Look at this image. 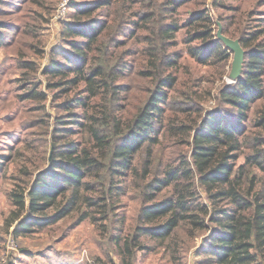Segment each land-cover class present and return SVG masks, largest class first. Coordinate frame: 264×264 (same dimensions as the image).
<instances>
[{
	"label": "trees",
	"instance_id": "obj_1",
	"mask_svg": "<svg viewBox=\"0 0 264 264\" xmlns=\"http://www.w3.org/2000/svg\"><path fill=\"white\" fill-rule=\"evenodd\" d=\"M111 1L71 13L62 30L68 50L53 52L43 70L46 83L32 81L20 94L39 102L50 137L41 164L24 168L26 178L11 191L23 219L15 233L66 217L74 224L90 219L120 264H133L138 251L150 249L146 238L180 264L199 236L202 264H264V106L251 130L248 125L253 103L264 99V14H242L237 34L224 27L244 49L241 76L218 89L214 110L198 108L199 118L186 122L170 115L173 91L183 92L178 51L168 47L184 28L196 61L225 63L230 54L214 38L213 12L203 5L180 22L173 11L183 0H168L170 15L154 30L156 38L145 35L139 72L150 85L131 109L122 104L129 98L121 80L129 64L120 58L110 64L102 49L109 23L94 20ZM211 5L226 6L224 0ZM142 18L146 23L151 15ZM5 26L0 20V45ZM55 105L59 111L46 112ZM162 133L182 137L189 150L164 161L157 149ZM245 143L252 151L238 163Z\"/></svg>",
	"mask_w": 264,
	"mask_h": 264
},
{
	"label": "rangeland",
	"instance_id": "obj_2",
	"mask_svg": "<svg viewBox=\"0 0 264 264\" xmlns=\"http://www.w3.org/2000/svg\"><path fill=\"white\" fill-rule=\"evenodd\" d=\"M96 1L100 0H2L0 3V20L6 25L0 45V258L5 256L6 264H120L113 245L106 236L99 234L90 219L74 224L73 217H66L56 223L31 225L30 231L16 234L15 229L23 219L15 214L11 198L12 189L26 178L23 169L30 172L43 161L50 137V129L45 125L47 116L43 109H39V102L23 100L20 94H25L32 81L46 83L43 70L49 65L53 52L68 50L62 30L71 20V13L77 8L92 6ZM167 2L113 0L94 15L98 25L109 23L108 36L102 37L105 57L110 64L119 58L129 64L121 78L129 86L124 93L129 98L122 99V104L125 106L129 102L131 109L143 101L150 85L149 79L139 72L144 57L145 35L156 38L154 30L159 29L166 16L170 15ZM182 2L180 8L173 11V16L181 22L192 14V10L206 5L214 15V38L230 54L225 63L200 64L188 52L184 28L177 32L175 44L168 47L178 51L182 76L179 86L183 92L173 91L175 98L172 97L169 105L170 115L192 122L201 114L198 108L203 107L206 113L219 104V88L237 81L231 77L236 50L226 39L237 41L238 38L225 33L224 27L237 34L242 14L249 9H258L264 14V0H224V7L212 6L211 0ZM143 14L151 15L146 23ZM220 15L229 19L222 20ZM58 60L64 61L63 57ZM262 106L264 99L253 103L249 112L250 130L257 110ZM188 107L191 110L182 111ZM59 110L56 105L48 106L46 112ZM181 140L180 136L162 133V144L157 148L159 157L165 161L182 151L186 153L190 146L182 144ZM250 146L245 143L238 163L244 162L246 154L251 153ZM201 239L199 236L192 242L180 264H202L201 255H196ZM146 242L151 248L138 251L133 264H178L171 260L169 250L148 238Z\"/></svg>",
	"mask_w": 264,
	"mask_h": 264
},
{
	"label": "water",
	"instance_id": "obj_3",
	"mask_svg": "<svg viewBox=\"0 0 264 264\" xmlns=\"http://www.w3.org/2000/svg\"><path fill=\"white\" fill-rule=\"evenodd\" d=\"M227 40V43H229L235 50V58L233 62V67H232V72H231V77L233 79H238L241 76L242 73V66H243V60H244V50L239 42L237 41H232V40Z\"/></svg>",
	"mask_w": 264,
	"mask_h": 264
},
{
	"label": "built area",
	"instance_id": "obj_4",
	"mask_svg": "<svg viewBox=\"0 0 264 264\" xmlns=\"http://www.w3.org/2000/svg\"><path fill=\"white\" fill-rule=\"evenodd\" d=\"M0 264H6V258H5V256H2L0 258Z\"/></svg>",
	"mask_w": 264,
	"mask_h": 264
}]
</instances>
